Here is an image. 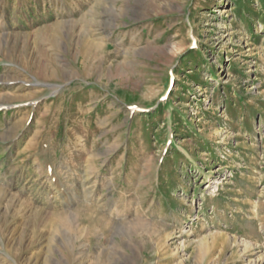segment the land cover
I'll return each mask as SVG.
<instances>
[{
    "label": "rangeland",
    "instance_id": "1",
    "mask_svg": "<svg viewBox=\"0 0 264 264\" xmlns=\"http://www.w3.org/2000/svg\"><path fill=\"white\" fill-rule=\"evenodd\" d=\"M0 264H264V0H0Z\"/></svg>",
    "mask_w": 264,
    "mask_h": 264
}]
</instances>
